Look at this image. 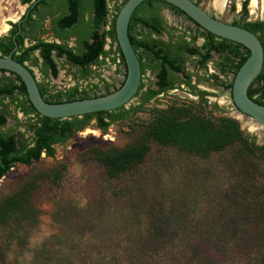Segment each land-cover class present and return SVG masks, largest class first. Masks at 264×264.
<instances>
[{"label":"trees","instance_id":"trees-1","mask_svg":"<svg viewBox=\"0 0 264 264\" xmlns=\"http://www.w3.org/2000/svg\"><path fill=\"white\" fill-rule=\"evenodd\" d=\"M31 1L20 0L21 3H30ZM47 1L38 0L31 8L26 21L35 20L31 17V13H35L38 19H43L46 14L52 16L50 28L53 30L54 35L60 39V42L44 41L39 38V34L44 31L41 23L28 28L27 24L23 22L20 31H18L17 24L12 23L8 34L0 37V55L5 56L12 52L13 59L21 63L34 62V52L38 50L42 58V69L44 71L49 70L51 76L55 77L58 68L56 60L52 57L54 52L56 57H65L69 63L78 66L80 68L78 77L85 79L92 73L89 65L104 63L105 57L111 53V48L109 50L104 49L105 38L109 37L112 42L116 43L115 52L125 67L123 55L116 42L114 28L116 13L125 0H122L120 5L114 6V13L107 30L104 29L108 13L107 0H57L55 9L42 12L39 7ZM155 2L168 5L176 14H184L177 7L163 0H144L137 6L128 24V36L138 55L141 68L143 70L146 67H151L153 70H158L157 85L160 90L164 91L173 87L172 83L174 81L172 80L171 84L167 82L165 77L167 71L181 73L187 78L182 80L176 77V79L185 83L192 93H196L198 100L197 102L191 101L187 104L154 109L153 118L146 125L141 141L136 145L121 149H102L98 146L89 149L90 156L102 166L106 177L114 181L113 195L115 196L121 194L123 197L126 194L128 182L127 185L123 186L122 180L127 173L136 170L144 162L151 149V142L161 146H176L199 156L222 152L231 146L238 145L239 151H241L240 155L246 161L259 158L264 160V144L258 145L253 135L244 134L236 119L227 115L216 117L210 111L204 112L197 109L201 108L200 106L202 108L206 107L208 104L204 97L205 91H195V85L190 83L189 74L183 71V63L186 59L184 52L197 55L199 64L202 66L209 50L222 51L226 45L222 42L229 40L219 38L216 41L214 34L204 31L206 37L202 46L205 47L203 53H200V48L187 47L188 43L184 39H181L177 44V49H182L181 53L177 51L175 55H169L165 52L162 53L163 49L155 50L154 44H150L148 40L138 38L132 32V26L134 21L137 20L136 14L139 9L144 3L153 4ZM150 8L153 10V5H150ZM54 14L55 16H53ZM140 22L150 28L151 31H155V26L150 23L148 17H143ZM240 23L241 26L257 34L264 53V20L241 21ZM13 35H15L16 42L14 50ZM71 37L75 38V43L72 46L68 44ZM26 38L31 40L28 45H25ZM228 43L227 46L230 51H233L237 56V61L232 69L228 64V58L225 60V66L227 65L228 71L231 70L232 78L224 87L230 91L232 79L240 65L247 58L249 51L239 43L233 41ZM165 46H169V44H165ZM141 47L146 56L150 54L151 60L156 61V63L151 65L149 62L141 60L142 52L139 51ZM112 60H115V58ZM0 72L10 74V76L0 75V126L5 125L7 117L10 116L8 104L3 102L6 96L10 98V101L16 100V105L23 113L34 112L37 115L35 122L25 124V129L33 133L30 141L23 138L24 133L21 131L16 134L11 133V130L8 133H0V179L16 163L29 164L38 161L42 153L52 156L55 151L53 146L55 143L63 142L74 133L82 130L92 118L95 119L96 126L105 131L113 121L126 119L131 114L143 110L144 105L159 92V89L143 91L140 94L139 102L130 105L127 109L122 106L116 110H101L64 119L49 118L39 114L33 108L28 99L25 86L17 75L1 69ZM122 83L123 81L120 82L119 86ZM38 86L41 95L50 102L95 97L111 92L108 89L109 84L105 82L104 93L88 94L86 90L78 92L76 88H72L64 94L60 90L51 93V99H48L44 95L45 86L41 84H38ZM93 86L97 87L96 84H93ZM142 87L143 85L140 84L137 93ZM247 94L257 103L264 105V60L261 71L249 85ZM63 95L66 96L64 99L62 98ZM216 107L215 103L211 106L213 109ZM115 111H118V113ZM245 176L251 180L245 188L252 192L253 185L260 182L255 179L254 170L246 171ZM43 180L45 179L41 177H32L20 186L17 192L0 201V229L6 232L8 238L6 250L12 245L13 239H17V244L23 243V236L26 234H23L22 230L25 229V226L33 227L37 222L30 201L31 197L40 188ZM262 189L264 190V185ZM243 192L248 193L245 190ZM260 207L261 205H257L255 202V210H259ZM118 221H121L124 225H136L138 227L142 220L137 212L128 210L121 214ZM229 222L232 223L231 220ZM167 223H172V221H167ZM241 224L244 227L225 229L221 230L222 232L174 228L165 231L151 230L147 233V235L155 238V242L151 245L136 244L137 239L147 236L140 230L134 234L137 238L130 234H126V236L118 235L125 242L121 243L116 240L113 244L107 246L90 243V238L84 235L82 231L74 233V235L73 232H70L65 237H54L57 239L55 245L51 242H45L34 249L28 264H220L230 256L236 247L244 253L252 254L247 259L246 264H264V214L260 216L259 212L254 211L251 215H244ZM116 229H118V226ZM129 240H132L133 243ZM228 244H231V248L227 246ZM0 264L12 263L7 260V255L4 254ZM14 264L18 263L15 262Z\"/></svg>","mask_w":264,"mask_h":264},{"label":"rangeland","instance_id":"rangeland-1","mask_svg":"<svg viewBox=\"0 0 264 264\" xmlns=\"http://www.w3.org/2000/svg\"><path fill=\"white\" fill-rule=\"evenodd\" d=\"M119 1L121 0H112L110 5L113 6L112 4ZM211 1L201 0L200 5L211 11ZM233 1L238 5L239 0H228L226 6L224 4L225 8L223 6L224 10L216 13L220 19L228 21L235 18L236 13L230 10ZM262 4L264 5V0H256L254 12L249 7L250 12L248 8L250 19L264 15ZM25 8L26 5H21L19 0H0V25H7L0 36L8 32L9 22H14ZM165 12L177 24V18L166 10ZM57 62L58 75L49 76L48 80L60 90L70 91L74 86L86 90L91 83L98 81L93 76L81 80L76 66L63 58ZM32 68L41 80L38 69ZM189 68L192 70L190 64ZM209 68L214 70L211 63ZM91 69L101 72L102 76L112 83H117L123 78L122 71H115L114 64L103 63L99 67L92 66ZM222 79L226 82L229 77ZM144 80L151 83L154 76H145ZM200 86L214 95L208 97L206 107L200 106L201 108L197 109L210 111L216 117L227 115L236 119L244 134L253 135L258 145L264 144V127L241 116L231 105L228 90L221 85L209 83ZM197 100L196 96L185 89L169 90L147 102L143 110L131 114L126 119L113 121L105 131L100 130L95 120L91 119L82 130L55 144L52 156L42 154L38 161L13 165L0 179V201L17 192L20 186L32 177L45 180L31 197L30 205L34 209L37 222L33 227L25 226L22 230L23 234H26L23 236V243L17 244V239H13L12 245L6 250L8 238L6 232L0 229V260L6 254L7 260L12 264H28L34 249L45 242L55 245L57 239L54 237H65L70 232L74 235L82 231L90 238V243L107 246L116 240L124 243L125 240L120 239L118 235H134L138 230L145 236L151 230L165 231L171 228L222 232L225 229L244 227L241 224L244 215H251L254 211L262 216L264 160L259 158L246 161L241 157L238 145L222 152L199 156L176 146H161L151 142V149L144 162L136 170L127 173L122 180L123 186L128 182V191L123 197L121 194L113 195L114 181L106 177L102 166L90 156L89 149L95 146L102 149H121L138 144L143 130L153 118L154 109ZM135 101L136 98L130 103ZM213 103L217 105L214 109L211 108ZM17 117L21 123L25 122L20 113ZM13 125L14 121L8 119L7 125L2 127L1 131L7 132ZM18 129L23 130V127ZM248 170H254L255 179L260 182L253 185L252 192L245 188L251 181L245 176ZM252 201L261 205L259 210H255V202ZM128 210H133L141 216L142 221L138 227L124 225L118 221L121 214ZM117 226L119 230L116 229ZM136 242L151 245L155 238L147 235L140 237ZM227 246L231 248V244ZM251 256L252 254L244 253L236 247L220 264H246Z\"/></svg>","mask_w":264,"mask_h":264},{"label":"flooded vegetation","instance_id":"flooded-vegetation-1","mask_svg":"<svg viewBox=\"0 0 264 264\" xmlns=\"http://www.w3.org/2000/svg\"><path fill=\"white\" fill-rule=\"evenodd\" d=\"M111 1L107 0L108 13H107V18H106V25L104 26V29H106V30L109 29V25L111 23L112 15L114 13V6L115 5H120L121 2H122V0L119 1V2H115L114 4H112L113 6H111L110 5ZM192 1L194 3H196L197 5H199L201 8H203L204 10H206L213 17H215V18H217V19H219V20H221L223 22L229 23V24L241 26L240 25L241 21H243V22H254V21H263L264 20V15H262V17L256 18V19H250L249 18L248 8L250 7L249 3H250L251 0H239L238 5H236V3L233 1L231 3V5H230V10L235 12L236 15H235V18H233L231 20H228V21H224V20L220 19L217 16L216 13L219 10H216L217 8L215 7L216 8L215 9L213 7V5H212L213 0L211 1V7H212L211 11L206 9V8H204V7H202L200 5L201 0H192ZM227 1H226V3H227ZM37 2H38V0H32L30 3H21L20 0H19V3L21 5H23V6L26 5V8H25L24 12L14 22H9V26L8 27H10V28L8 29V32H9V30L12 27V25H11L12 23H16L17 26H18V22H19L20 25L18 26V31H20L21 24L23 22L25 24H27L28 28H30V26H36V25H39L41 23L42 24V28L44 29V31L42 33H40L38 37L41 38L44 41L60 42V39L57 38L54 35L53 30L50 28L52 16L46 14L43 19H40V18L38 19L36 17L35 13H31V17L35 18V20L26 21V20H28L27 17L30 14L31 8ZM57 2H58L57 0H48L44 5H41L39 7L40 8L39 10H41L42 12H45L48 9H55L56 5H57ZM226 3H225V6H226ZM258 3H259V1H258ZM150 5H153V10L151 9L152 7L150 8ZM260 5H261V3H260ZM137 6H136V8H137ZM225 6H224V8H225ZM224 8L222 10H220V11H223ZM135 9L133 10V12L135 11ZM165 10L167 12H169V14L174 15L177 18V20H178L177 24H175V22H173V19L171 20L167 16ZM249 11H250V8H249ZM262 11L264 13V10H262ZM133 12H132V14H133ZM132 14H131V16H132ZM53 16H55V14ZM143 17H148L150 23L155 26V31L153 29H152L153 31H151L150 28L144 26L140 22V20ZM136 18H137V20L134 21V24L132 26L133 34H135L140 39L148 40L150 44H154V49L155 50L163 49L162 53L165 52V53H168L169 55L170 54H174L175 55L177 51H180V53H181L182 49H180V50L177 49V44L180 42L181 39H184L188 43L187 47L200 48L199 49L200 53H203L205 51V47H202V46H203V44L205 42V37L206 36L204 34V31H206V30L201 28L195 21H193L185 13L184 14H176L172 10L171 7H169L168 5H165V4L161 3V2H155L153 4L144 3L143 6L139 9L138 13L136 14ZM130 19H131V17H130ZM241 27H243V26H241ZM8 32L6 34L1 35V36L7 35ZM219 38H223V37H219V36L215 35L214 39L216 41H218ZM223 39H226V38H223ZM74 40H75V38L71 37L69 42H68V44L70 46L74 45V43H75ZM226 40H229V39H226ZM26 41L29 44L30 43L29 41H31V40H28L27 38L25 39V45H28V44H26ZM162 41L164 42V44H163ZM229 41H232V40H229ZM229 41L222 42L223 44H226L225 48H223L222 51L216 52L214 50H209L208 56H207V58L205 60V63L203 64L204 66L203 65L201 66L199 64V61H198L199 57L197 55L189 54V53L184 52V56H185L186 59H185V61L183 63V71L186 74H189L190 83L195 85V91H205L204 97L206 98V100L208 99L209 96L214 95V93L210 92L209 90L203 89L200 86L201 84L209 83L211 85H221L222 88L225 89V87H224L225 84L232 78L231 70L228 71L227 70V65L225 66V60L228 58V64L230 66V69H232L234 63H236V61H237V56H236V54L233 51H230L229 47L227 46V44H229L228 43ZM233 42H235V41H233ZM236 43H238V42H236ZM165 44H169V46H165ZM115 47H116V43L112 42L109 37H106L105 38L104 49L105 50H109L111 48L112 50H111V53L107 57H105L104 63L114 64L115 65V69H116L115 71H122V73H123L122 80H120L117 83L109 82L108 80H106V78L104 76H102L101 72L96 71V70H94L95 71L94 72L91 69L92 66L99 67L103 63L102 64H90L89 65V69L92 71V73H91V75L89 77H87L85 79H88V78L93 76V77L97 78L98 81L96 83H93V84H96L97 87H94L93 84L91 83L90 86L88 88H86V92L88 94L104 93L105 92V87H104L105 82H107L109 84V88L108 89H109V91L112 92V91H114V89H117V87H120L119 85H120L121 81H124L125 75H126V65L124 67V65L120 61V58L117 57V53L115 52ZM139 51L142 52V54H141V60L142 61H147L151 65L156 63V61L151 60V55L150 54H148L146 56V54H145V52H144L142 47L139 49ZM135 53H136V51H135ZM11 55H12V52H11ZM136 56L138 58L137 53H136ZM52 57L56 60L57 68H58V72H59V66H58L57 60H59L61 58L65 59V57H56L54 52L52 53ZM34 58H35L34 62H24V64H26V66L29 68V70L31 71V73L35 77L36 82H37V86H38V84H41V85L45 86L44 95L46 97H48V99H51L50 94L54 93V92H57L60 89H58L56 86L52 85L49 82L48 78H49V76H51V74L49 73V70L44 71L42 69V58H41L38 50H36L34 52ZM113 58H115V60H112ZM124 63H125V61H124ZM209 63L212 64L214 70H211L209 68ZM139 64H140V61H139ZM189 64L192 66V70H190ZM73 66H76V65H73ZM32 67H36L38 69L39 74L41 75V80H39L36 72L34 71V69ZM76 67L80 71V68L78 66H76ZM140 71H141L140 84H142L143 87L141 88V90L138 93H137V90H138V88H137L135 94L131 98V100L136 98L135 102L130 103L131 102V100H130L127 104L122 105L123 108H125V109L129 108V106L132 105V104H137L139 102V99H140V94L143 91H145L147 89H153V90H158L159 89V86L157 85V80H158L157 71L158 70H153L151 67L150 68L146 67L145 69L142 70L141 65H140ZM58 72H57L56 76L58 75ZM2 74L10 76V74L8 72H4V73L0 72V75H2ZM151 75L154 76V80L151 83L146 82L144 80V77L145 76L149 77ZM227 76L229 77V79L226 82H224V79H222V77H227ZM51 77H53V76H51ZM165 77H166V80H167V82L169 84H171L172 80H174L173 83H172L173 87L167 88L165 91L159 89V92L154 97H152L149 100V102L151 100H153V99H156L157 96H159L161 94H164V93L168 92L169 90H173V89H185L187 92H189L190 94H193L198 99V95L196 93H192L190 88L185 83H183V82L179 81L178 79H176V77H177L179 79L184 80L187 77H184V75H182L181 73L172 72L171 70L167 71ZM232 81H233V79H232ZM77 82H78V80H77ZM74 88H76L78 92H82L83 91L80 88H77L76 86H74ZM38 89H39V86H38ZM60 91L63 94L66 92L65 89L60 90ZM229 94H230V100H231V90L229 91ZM75 95L77 96L78 93L75 94ZM65 97L66 96H64V95L62 96L63 99ZM3 102L8 104V110L10 112V116L7 117L5 125L0 126V133H8L11 130L10 131L11 133H15L16 134L18 131H21V132L24 133L23 134V138L26 141H30L31 137L33 136V133H32V131H29V130L25 129V124L28 123V122H32V123L35 122L37 120V115L34 112H30V113H27V114L23 113V111L21 109H19V107L16 105L17 101L16 100L10 101V98L7 97V96L4 97ZM207 102H208V100H207ZM128 104H129V106L127 107ZM231 105L234 107V104L232 103V100H231ZM122 106H120V107H122ZM117 108H119V107H117ZM117 108L111 109V110H116ZM115 112L118 113V111H115ZM19 113L23 117V120L25 121L24 123H21V121L17 117V114H19ZM8 119H12L14 121V125L7 132H2L1 128L7 125ZM92 119H94V118H92ZM20 126L23 127V130L18 129ZM25 133H27L29 135L26 136ZM55 144H57V143H55ZM42 154H44V153H42Z\"/></svg>","mask_w":264,"mask_h":264},{"label":"water","instance_id":"water-1","mask_svg":"<svg viewBox=\"0 0 264 264\" xmlns=\"http://www.w3.org/2000/svg\"><path fill=\"white\" fill-rule=\"evenodd\" d=\"M144 0H125L115 17V36L126 65L125 79L120 87L107 94L61 102L45 100L37 82L26 64L12 58L11 52L0 55V69L17 75L23 82L33 108L49 118H70L101 110H111L127 104L140 84V64L128 36V23L133 10ZM183 11L201 28L219 37L240 43L249 51L247 58L236 71L231 85V100L241 116L264 127V105L247 94V89L262 68L263 46L255 33L233 24L223 22L192 0H163ZM18 22V26H19ZM16 48L15 35L12 36ZM230 100V102H231Z\"/></svg>","mask_w":264,"mask_h":264},{"label":"bare ground","instance_id":"bare-ground-1","mask_svg":"<svg viewBox=\"0 0 264 264\" xmlns=\"http://www.w3.org/2000/svg\"><path fill=\"white\" fill-rule=\"evenodd\" d=\"M225 1L226 0H213L212 3L214 5V7H216L218 10H221L225 4ZM249 6L251 8V11H253V9L256 7V0H251L249 3ZM263 7H264V5H263ZM6 26L0 25V33H2L6 29Z\"/></svg>","mask_w":264,"mask_h":264}]
</instances>
